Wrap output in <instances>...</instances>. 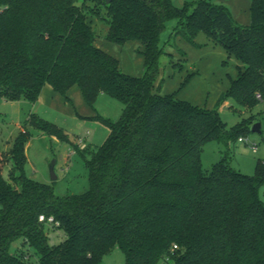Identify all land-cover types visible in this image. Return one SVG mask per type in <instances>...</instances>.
I'll return each instance as SVG.
<instances>
[{
  "label": "trees",
  "instance_id": "1",
  "mask_svg": "<svg viewBox=\"0 0 264 264\" xmlns=\"http://www.w3.org/2000/svg\"><path fill=\"white\" fill-rule=\"evenodd\" d=\"M96 19L108 26L104 36ZM172 19L180 22L175 37L201 47L196 38L204 33L240 63L213 108L178 97L191 75L173 93L155 84L161 36ZM99 35L119 46L137 42L144 74L123 72L120 60L96 45ZM45 86L70 101L77 87L94 110L101 94L110 95L123 112L116 121L89 117L110 131L90 156L79 151L89 180L81 193L59 196L52 184L26 175L28 129L9 151L10 180L0 146V264H101L116 247L126 264H264V161L254 175L224 160L209 172L202 164L208 142L243 133L241 125L227 128L222 102L250 108L264 99V0H252L248 25L211 0H0V97L37 102ZM25 125L72 143L35 113ZM41 215L60 223L63 241L49 242Z\"/></svg>",
  "mask_w": 264,
  "mask_h": 264
},
{
  "label": "rangeland",
  "instance_id": "2",
  "mask_svg": "<svg viewBox=\"0 0 264 264\" xmlns=\"http://www.w3.org/2000/svg\"><path fill=\"white\" fill-rule=\"evenodd\" d=\"M194 1L174 0V3H181L183 6ZM211 1L225 4L226 0ZM172 22L177 25L176 19L169 20L161 36L165 52L160 60V72L155 84L157 87L160 86L162 93H173L178 91L186 78L191 75L188 83L178 92V97L202 107L213 108L220 94L229 90L230 77H235L238 62L224 47L213 43L212 40L207 39L208 37H205L206 41L201 47L192 45L187 49L184 43L180 45L176 37L172 36V31L175 32V29L173 30L175 26L171 27ZM94 27L103 36L108 29L107 24L100 19H96ZM135 43V48L129 45L124 47L117 45L119 49L117 57L123 72L139 76L144 74L145 68L143 57L137 51L139 44L132 42L131 45ZM170 49L176 52L172 54ZM49 88L42 90L37 102L26 98L13 101L0 97V146L6 154L3 173L10 180L13 158L9 151L19 133L28 129L31 135L26 143V175L39 182L52 184L59 196L81 193L88 187L89 180L79 151L90 156L104 142L110 131L101 122L81 115L93 112L94 115L100 114L116 121L121 116L124 105L110 95L101 94L95 102L94 110L86 103L79 89L81 99L76 100L72 89L68 93L71 97L70 101ZM31 113L62 127L69 134L72 143L62 142L39 129L25 125ZM219 113L227 128L231 129L239 125L243 127L240 136L245 140L237 139L229 143L224 140L208 142L202 154L204 170L209 172L214 164L224 160L232 168L254 175L258 162L264 161V99L250 108L238 104L233 99L225 100L219 108ZM256 123L261 125L259 132L252 130ZM81 139L85 147H82ZM53 161H55L56 180L52 179L50 171ZM260 191L262 194L263 188ZM47 234L51 244H58L66 237L63 230L50 224H47ZM19 245L20 241L14 242L12 251ZM125 260V253L116 247L104 256L101 264H126Z\"/></svg>",
  "mask_w": 264,
  "mask_h": 264
},
{
  "label": "crops",
  "instance_id": "3",
  "mask_svg": "<svg viewBox=\"0 0 264 264\" xmlns=\"http://www.w3.org/2000/svg\"><path fill=\"white\" fill-rule=\"evenodd\" d=\"M174 1V0H173ZM195 1H197V0H195ZM251 2H252V0H226L225 1V5H227L228 7H229V9L231 10V13H232V16L234 17V19L237 21V22H239L240 24H243V25H248V24H250L251 23ZM176 4V3H175ZM177 6H181L182 4L181 3H177L176 4ZM172 26H175L174 28H173V30L174 29H176V28H178L179 26H180V22L177 20V25H175V24H173V22H172V25H171V27ZM174 33V31H172V36L174 35L173 34ZM205 37H207L204 33H200L198 36H197V38H196V42L197 43H200V44H202L203 42H205L206 41V38ZM208 39V38H207ZM176 40H178L179 41V44L180 45H183V43H184V46L188 49V47H191L192 46V44H190V43H188L184 38H182L181 36H178V37H176ZM133 42V41H132ZM132 42H128L126 45H129L130 47H136V43L133 45H131V43ZM214 43V42H213ZM138 44V43H137ZM162 44V43H161ZM178 44V45H179ZM96 45L98 46V47H100L101 49H103V50H105L106 52H113V53H110V54H114V56H118V48H117V44H114V43H112V42H108V40H106L105 38H103V37H101L100 35L97 37V39H96ZM118 47H124V46H119L118 45ZM139 47V46H138ZM164 47V46H163ZM195 47V46H194ZM124 49V48H123ZM170 52H172V54L173 53H175L176 51L175 50H169ZM174 51V52H173ZM118 58V57H117ZM235 59V58H234ZM236 60V59H235ZM237 61V60H236ZM226 62V61H225ZM238 63L236 64L237 66L240 64L239 63V61H237ZM120 64H121V62H120ZM238 69V68H237ZM237 73H238V70H237ZM237 73L235 74V77L237 76ZM234 77V78H235ZM232 77H230V79H231ZM47 87H50V86H45L43 89H45V88H47ZM51 88V87H50ZM49 88V89H50ZM52 89V88H51ZM72 89H74V95L76 96V100L77 101H79L81 98H79L80 97V95H79V92H78V88L77 87H73ZM71 89V90H72ZM71 90L68 92V93H70L71 92ZM52 91V90H51ZM92 114H90V113H84V114H82L81 116L82 117H84V118H89V117H91V116H93L94 115V113L93 112H91ZM263 188V190H264V186L262 187ZM261 188V189H262ZM260 196H261V198H262V200H263V202H264V191H263V193L261 194V191H260Z\"/></svg>",
  "mask_w": 264,
  "mask_h": 264
},
{
  "label": "built area",
  "instance_id": "4",
  "mask_svg": "<svg viewBox=\"0 0 264 264\" xmlns=\"http://www.w3.org/2000/svg\"><path fill=\"white\" fill-rule=\"evenodd\" d=\"M258 97H261V95H259ZM244 140H245V138H243V137L239 138V141H244ZM80 143H82V147L83 146L85 147L82 139L80 140ZM39 219H40V221H44V222L50 224L51 226H55L56 228H59V226H60V223L58 221H56L53 217H49L46 219V217L44 215H41ZM177 247H178L177 245H174V248H177Z\"/></svg>",
  "mask_w": 264,
  "mask_h": 264
},
{
  "label": "water",
  "instance_id": "5",
  "mask_svg": "<svg viewBox=\"0 0 264 264\" xmlns=\"http://www.w3.org/2000/svg\"><path fill=\"white\" fill-rule=\"evenodd\" d=\"M113 0H105V2L107 4H110L112 3ZM253 131L255 132H259L261 130V125L260 123H256L254 124L253 128H252ZM50 171H51V177L53 180H56L57 179V175L55 173V161H53L50 165Z\"/></svg>",
  "mask_w": 264,
  "mask_h": 264
}]
</instances>
